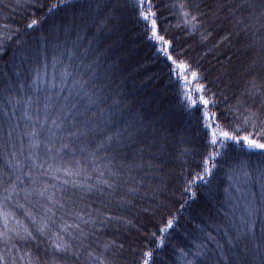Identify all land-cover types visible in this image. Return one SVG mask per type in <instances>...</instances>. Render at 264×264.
Masks as SVG:
<instances>
[{"label":"trees","instance_id":"obj_1","mask_svg":"<svg viewBox=\"0 0 264 264\" xmlns=\"http://www.w3.org/2000/svg\"><path fill=\"white\" fill-rule=\"evenodd\" d=\"M149 3L191 71L170 70L138 0H0V264H261L264 153L211 147L206 125L260 139L249 121H264V18L244 0ZM57 232L69 251L54 249Z\"/></svg>","mask_w":264,"mask_h":264},{"label":"snow or ice","instance_id":"obj_2","mask_svg":"<svg viewBox=\"0 0 264 264\" xmlns=\"http://www.w3.org/2000/svg\"><path fill=\"white\" fill-rule=\"evenodd\" d=\"M63 2V0H62ZM138 3H139V7H140V12H139V15L140 17H142L145 21H148V20H151V29H150V38L153 39V40H156V41H159L161 42L162 45H164V47H162L160 49L161 52H163V54L165 55V57L171 61V65H170V70L172 71H176L178 73V75H182L183 73H187L189 71H191V68L189 65H187L186 63H183V62H178L176 59L173 58V56L171 55L170 51H169V47L171 46L170 45V42L165 40V38L161 35L158 34V31H157V22H156V13L151 11V3H149L147 5L148 7V11H144V0H138ZM244 7H246L247 9H251V13H256L258 11L259 13V17L260 18H264V0H244ZM53 7H55V5H53ZM181 8L184 7L183 4L180 5ZM217 7H223V5H217ZM188 15H190V13H185V16L187 17ZM192 20H197V17L196 16H192ZM38 23V21L36 20H32L31 23H29L27 25V27H32L33 25H36ZM264 26V25H262ZM262 47H264V43H262ZM198 73L196 72H191V76L193 79H196L198 77ZM184 79H185V82H187V77L184 76ZM203 90V86H201L200 88L197 89L198 92L202 91ZM253 94L254 95H261V99H260V105L261 107H264V93H260V92H257L255 91V85H253ZM193 104H196L197 101L196 100H192L191 101ZM214 102V101H213ZM199 103H202L203 105L207 106L210 101L207 100V99H204L203 96L200 97V100H199ZM27 115V113H26ZM204 117L205 119H209V113L205 112L204 113ZM256 117V112H250L249 116L245 117V123L248 122L249 119H253ZM53 124L55 125L56 124V121H53ZM262 124V128H261V131L256 133V135L260 136V139H253L251 138L250 136H244V137H239L237 135H234L232 133H230L229 131H226V130H223L221 125L220 124H215L213 125L212 123H209L208 125H206V127L210 130V137H209V145L211 147H214L218 142H220L221 140H234V141H237V142H243L244 145H246L249 149H259L261 151V153H264V143L260 142L261 140H264V121L261 122ZM59 125H57L58 127ZM253 127L255 128L256 125L253 124ZM30 135L32 137H35L38 135V133L33 130L32 133H30ZM109 142L112 141V137L109 136L106 138ZM34 147L35 146H38L36 144L33 145ZM63 148H67L68 145L67 144H64L62 145ZM219 153L217 152H211L209 153V157H214V156H218ZM10 167H16L19 165V161H16L15 164H13L12 161H9L8 162ZM79 163V162H78ZM207 163L208 161L205 160L204 161V164H205V167H204V172L206 175H211V169L209 167H207ZM60 172H63L67 177H73V176H77L79 175V172L77 171H74V170H70L68 168H59V167H56L54 168L53 165H49V173L53 175V177L55 179H60V176L57 175V173H60ZM115 174V173H114ZM103 175V174H101ZM17 179H19V177H17ZM197 179H204V177L202 176H198ZM64 184H69V183H72L73 187H79L81 188L83 191H87V192H92L94 190H97V191H101L103 192V189L102 188H97L96 185H93V184H79L77 181H69L68 179H65L63 181ZM101 184L103 185H107L109 188L112 187V184L108 181V180H102L101 181ZM50 186L49 185H44L42 186L41 188H39L37 190V194L41 197L45 196L47 194V197H48V200L53 203V204H56V203H59V201L56 200L55 198V193L54 192H48V188ZM12 188L15 189V185H12ZM130 191H132V189H130ZM193 195H195V193H193ZM63 206V205H61ZM48 211L50 212L51 209H48ZM251 214V213H249ZM9 213H6V212H0V216L3 217V219L5 220V224H7V220L9 218ZM50 218L49 217H46L44 220L40 221V228L38 229V231L43 234L45 229L48 228V220ZM172 221H168V225L167 227H172ZM65 227H68L67 225ZM75 227L79 228V225H75ZM166 229H161V231H165ZM24 231L27 233V235L29 237H32V233L30 231H28L27 228L24 229ZM0 235H3V233H0ZM56 239H54L52 241V245L54 247V249L56 251H61V252H67L69 251V249L71 248V244L67 241H65L64 237L60 235V233H54ZM33 239L35 237H32ZM147 257H151L152 253L151 252H148L145 254ZM143 264H149V261L148 259H145ZM261 264H264V252L261 253Z\"/></svg>","mask_w":264,"mask_h":264},{"label":"rangeland","instance_id":"obj_3","mask_svg":"<svg viewBox=\"0 0 264 264\" xmlns=\"http://www.w3.org/2000/svg\"><path fill=\"white\" fill-rule=\"evenodd\" d=\"M34 1V0H33ZM35 1H37V0H35ZM4 98V93H2L1 91H0V99H3ZM235 116H238V117H241V118H243V119H245L244 118V115H241L239 112H238V114L237 115H235ZM245 117H247V116H245ZM258 117H255V118H253V119H257ZM252 119V120H253ZM253 124H255V125H257L256 123H253V121H249V127H252V128H254L253 127ZM261 128H262V126H260ZM261 128H257V126L255 127V129L257 130H260L261 131ZM57 262V263H56ZM62 262V260H59V261H57V260H53V261H51V264H60ZM67 262H68V264H71V263H69V261L67 260Z\"/></svg>","mask_w":264,"mask_h":264}]
</instances>
